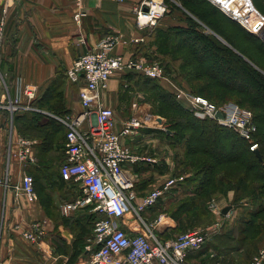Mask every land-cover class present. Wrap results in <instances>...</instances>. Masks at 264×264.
I'll return each mask as SVG.
<instances>
[{
  "label": "built area",
  "instance_id": "1",
  "mask_svg": "<svg viewBox=\"0 0 264 264\" xmlns=\"http://www.w3.org/2000/svg\"><path fill=\"white\" fill-rule=\"evenodd\" d=\"M80 1L76 0V4L79 5ZM115 1L121 3L125 0ZM131 11L136 28L144 32L132 42H143L146 33L156 27L168 11V4L167 0H139L131 6ZM81 14L77 11L74 18ZM260 18L264 20L261 15ZM6 20L7 7L1 5L0 62L6 40ZM122 40L118 34H108L92 50L73 59L66 68L64 75L67 80L79 85L82 110L78 113L57 114L40 109L35 105L39 97L35 84L22 82L17 77L11 88L0 70V129H5L6 133L5 142L0 146V160L7 163L13 153L14 141L18 144L15 155L20 161L33 162L35 159L30 151L33 140L27 136H14L16 114L31 111L51 117L61 124L66 133L60 174L65 181L74 182L79 190L74 198L62 203V215L67 217L75 211L87 209L89 213L99 216L94 223L92 237L83 246L85 260L82 259L81 264H188V256L196 255L204 248L207 232L197 228L171 237L158 234L157 227L166 215L160 213L149 220L145 211L160 205L167 198L176 187V179L169 178L139 196L136 179L126 165L137 162L139 158L121 140L123 136L136 135L149 120L162 127L160 117L151 119L149 114L142 118L132 115L116 130L113 109L98 102L100 92L108 88L109 80L117 73L131 72L157 79L164 75L156 61H147L138 53L128 56L113 53L115 46L125 43ZM183 94L195 118L210 119L218 126L228 127L249 143L251 151L258 149V142L254 140L257 125L251 110L231 101L215 104L201 95ZM218 112L221 116H217ZM162 129L168 132L167 128ZM4 167L0 186L9 188L11 174L7 166ZM15 190H22L34 197L32 176L24 174ZM130 220L138 222L142 230L134 233ZM40 233V225L34 223L31 231L23 234L29 240L36 241ZM205 258V264H222L214 251L206 252ZM250 263L264 264V247L259 249Z\"/></svg>",
  "mask_w": 264,
  "mask_h": 264
},
{
  "label": "crops",
  "instance_id": "2",
  "mask_svg": "<svg viewBox=\"0 0 264 264\" xmlns=\"http://www.w3.org/2000/svg\"><path fill=\"white\" fill-rule=\"evenodd\" d=\"M137 1L81 0L77 5L76 0H0V6L7 7L1 72L10 74L8 84L11 88L19 77L22 82L35 84L38 92L43 93L58 75L65 77V70L73 59L92 50L108 34H118L125 42L115 46L113 53L126 56L137 53L141 44L132 43V40L144 35L136 28L131 11V6ZM77 11L82 14L76 19L74 14ZM158 24L162 26L163 20H159ZM122 75L117 73L112 76L108 88L101 91L98 98V102L113 109L116 130L132 115L142 118L149 114L151 119L155 117L153 113H147L149 105L141 100L140 91L131 83H126V76ZM72 85L75 92L73 95L66 93V111L62 112L78 113L82 110L79 85ZM129 85L134 92L128 101L122 98L121 89ZM166 133L149 120L136 135L121 138L122 143L139 158L137 162L126 164L136 179L139 196L149 188L173 178L177 170L176 157L180 147L171 143ZM54 134V145L46 153L40 150L41 138L26 135L34 139L30 148L35 158L33 162H22L17 158L16 141L13 142V153L7 163L0 160V175L4 166L11 174L10 187L0 186L1 264H81L82 259L85 260L82 252L86 242L76 246L73 242L80 231L77 222L86 224L88 210L80 209L67 217L62 215V203L74 198L79 190L74 182L65 181L59 173L60 161L64 157V129L59 128ZM5 138V129L2 128L0 146ZM24 174L33 177L34 197L22 190H15ZM171 199L164 198L160 205L146 209L147 219L151 220V213L167 207ZM130 222L134 233L142 230L138 222ZM34 223L40 225L41 233L36 241H31L23 233L31 231ZM176 229L174 221L168 216L157 227L162 237L176 235L172 234ZM205 262L203 255L187 258L188 264Z\"/></svg>",
  "mask_w": 264,
  "mask_h": 264
},
{
  "label": "rangeland",
  "instance_id": "3",
  "mask_svg": "<svg viewBox=\"0 0 264 264\" xmlns=\"http://www.w3.org/2000/svg\"><path fill=\"white\" fill-rule=\"evenodd\" d=\"M252 1H254L253 3L260 15L264 17V0ZM167 4L168 11L160 19L163 20V25L160 26V24H158L154 27L147 34L143 42H132L141 44L137 51L140 56L147 61H156L164 71L163 77L158 79L151 78L157 80V83L151 84L173 94L175 100L186 109H188V106L184 100L185 95L183 92L193 94L199 93V95L215 104L227 101L239 103L248 107L254 116L261 112L259 107H256L257 105L255 102L258 104L260 102L259 105H262L264 102V94L254 91L241 94L237 89L244 86L248 90L252 88V90L255 91H264V78L262 82L255 81V79L252 81L250 77L246 75L245 71L243 72L242 68L245 63L264 76V37H262L264 35V20H261L263 23L248 26L245 24V21L241 19V16H235L234 12L224 9L213 0H167ZM190 10H192V12ZM195 13L200 14L202 17L206 18L207 21L215 24L221 34L212 30L200 19L201 17H198ZM197 41L204 42L205 44L213 42L217 46L224 48L223 51L226 53L218 50L215 51L217 55L221 56L222 61H224L226 63L225 65L228 67L227 69L223 66L221 70L220 74L222 76L220 75V84H224L230 88L217 86L212 81L208 84L207 90L203 89L198 91L190 87L191 83L183 76L184 73L182 69L196 66V63L192 61L193 59L189 57L190 55L187 48H196L197 51L202 52L200 45L198 47L195 44ZM227 52H229V55L230 53L236 54L239 58L229 57ZM245 54L249 55L256 64L247 58ZM211 58L214 62L221 61L216 57ZM230 58H233V61H231ZM183 59L188 60L190 64H184L181 61ZM226 60H229V62H226ZM206 65L207 64H203V66ZM217 71L218 70L215 72ZM4 75L7 82H9L11 79L9 78L10 74L4 72ZM124 80L126 83H131V86L136 87L140 91L141 100L148 102L149 112L147 113L151 112L154 116L160 117L162 120V127L167 128L164 116L162 117L153 112L156 111L157 105L158 107L161 105L160 103H154L153 105V91L149 89L150 85L142 82V78L140 80L138 76L132 74L127 75ZM54 82H56L54 87L56 85V91L58 92L57 98L51 103L42 104L39 108L48 112L53 110L66 111L64 109V105L67 104L65 95L67 92L73 95L75 88L63 75H58ZM196 86L200 87L203 85L198 83ZM129 87L130 85L121 89L122 98H127L128 101L130 100L131 93L134 92ZM41 94L42 91L39 93V97ZM36 117L45 120L44 117L40 115H36ZM17 122L21 121L19 120ZM29 125L35 126L33 121L29 123ZM153 125L157 126L155 124ZM47 127L55 131L57 128L59 129L54 122H50ZM222 128H225L224 132L226 133L230 132L227 129L236 133L228 127ZM15 134L18 135L16 129ZM240 141L243 146L246 143L248 144L245 140ZM209 143H211V140ZM177 154L179 156H177L178 158L182 157L187 160L189 158V156H186V153H184L182 147L178 148ZM238 171H245V168L237 163H226L219 167L217 176L224 175V177H228L230 173L233 174ZM194 176L193 169L188 165L182 169L179 168L175 170L173 177L176 179V187L172 189L171 193L167 196L172 198L171 201L167 207L163 206L160 210L156 211V213H151V217L149 218L153 219L154 216L160 213L170 217L177 226L176 231L172 232V234H178L197 228L205 230L208 234L207 240L204 248L196 254V256H205L206 252L214 251L222 264H251L250 261L252 257L258 253L260 248L264 247V231L260 228L256 233L249 232L250 229L247 222L250 219L249 213L257 209L256 199L253 201L251 198H245L244 200L234 201V191L230 188L232 185L230 183H221L219 187L215 189L216 191L208 197L204 194H201V196H194L197 206L191 207V204L187 201L188 198H190L189 192L195 184L193 181ZM228 205L231 206L230 210L226 214H223L221 211L222 208ZM186 208H191V210L186 211ZM184 211H186V214H184ZM97 219L98 217L87 216L86 225L91 231L89 237H92V227L94 226V221ZM190 256L192 255H189V257Z\"/></svg>",
  "mask_w": 264,
  "mask_h": 264
},
{
  "label": "trees",
  "instance_id": "4",
  "mask_svg": "<svg viewBox=\"0 0 264 264\" xmlns=\"http://www.w3.org/2000/svg\"><path fill=\"white\" fill-rule=\"evenodd\" d=\"M190 11L192 12V10ZM195 14L198 17H201L200 19L204 21L212 30H214L216 33L221 34L220 30L215 24L207 21L206 18L202 17L200 14ZM200 42L201 41H197V43L195 44L198 47L200 45V49L202 50V52L197 51L196 48H187L190 55L189 57L193 59L192 61L196 63V66L193 68L190 67L182 69V72L184 73L183 76L191 83L190 87H192L193 89H197L198 91H201L203 89L207 90L208 84L212 81L217 86L230 88L224 84H220V79L222 76L220 74L221 70L223 66L227 69L228 67L225 65L226 63L222 61L221 56L217 55L215 51L218 50L222 52L224 48L217 46L213 42H209L210 44H205L204 42H201V44ZM223 52L226 53L225 51ZM227 54L229 55V52H227ZM245 56L252 60L249 55L245 54ZM211 57H216L221 61L214 62ZM229 57L239 58L236 54L231 53ZM230 59L231 61H233V58ZM181 61L186 65L190 64L188 60L183 59ZM226 62H229V60H226ZM254 63L256 64V62ZM203 64L207 65L203 66ZM242 68L243 72L245 71L246 75H248L252 81L254 79L258 82L263 81L264 76L258 73L257 70H254V68H252L250 65L244 63ZM216 70L218 71L215 72ZM129 74L138 76L140 80L142 78V82L150 85L149 89L153 91V105L154 103H160L161 105V108L157 105L156 111L153 112L155 114L161 115L162 117L164 116L167 123L166 126L168 132L165 131L167 132V137L170 138L171 143L176 146L179 145V147H182L184 153H186V156H189L187 160L182 157L178 158L179 156L177 155L178 157L176 159V168L182 169L183 167H186V165H188L194 171L195 176L193 181L195 182V184L192 186V190L189 192L190 198H188L187 201L191 204V207L197 206L194 196H201V194H204L206 197H208L216 191L215 189H217V187H219L221 183H230L232 185L230 188L233 189L235 195L234 201L242 199L244 200L245 198H251L253 201L256 199L255 202L257 201V209L249 213L250 219L247 221L250 229L249 232L256 233L257 230H260V228L262 231H264V167L262 165L264 161V102L262 103V105H259L260 102L259 104L255 102L257 105L256 107H259V110H261V112L257 113L255 116L253 115V121L257 125L258 130L257 133H255L254 140H256L259 145L258 151L260 150L259 153L261 154L263 160H261V162L257 159L254 151L249 150V143H246L244 146L240 143V140L244 141V139H242L237 133H233L229 129H227L228 131H230L229 133L224 132L225 128H222V126H218L214 121L210 119L199 120L195 118L188 109L182 107V105L175 100V96L173 94L168 91H164L161 88H158L154 84H151L157 83V80L137 73L130 72ZM129 74L126 73L124 75L127 76ZM198 83H201L203 86H196ZM54 84H56V82L50 84L43 91L40 97H38L37 101L35 102L36 106L39 107L42 104L51 103L57 98V87L56 85L54 87ZM239 89H237V91L241 94L251 93L250 91L258 93L260 92V94H264V91H255L252 90V88L248 90L244 86H241V88ZM196 94L199 95V93ZM239 105L245 107V109H249L246 106H243L241 104ZM49 112L57 114L63 113L62 111L60 112L55 110ZM36 115L44 117L45 120H42V118H37ZM19 120L21 122H17ZM32 121L34 122L35 126L29 125V123H31ZM13 122L15 127L14 132L16 129V132L23 136L29 135L41 138V144L39 147L41 148V151H44L43 153H46V151L53 147L55 141L54 133L58 130V128L56 129V131L50 129V127L48 128L47 125L50 122H54L56 126H58L59 128H63L61 124H59L51 117L43 115L41 113H32L31 111H24L16 114L14 116ZM14 135L16 134L14 133ZM210 140L211 143H209ZM226 163L240 164V166H243L245 168V171H238L233 174L230 173L228 177L225 176L226 178L224 177V175L217 176V170L219 169V167ZM189 210H191V208H186V211ZM186 211H184V214H186ZM88 216L99 218V216L89 212ZM77 224L79 225L80 231L79 233H77V236L74 239L73 244L75 246L77 244L83 243L84 241L86 242L85 239L89 238L91 234V231L86 224L83 225L80 222H77Z\"/></svg>",
  "mask_w": 264,
  "mask_h": 264
},
{
  "label": "bare ground",
  "instance_id": "5",
  "mask_svg": "<svg viewBox=\"0 0 264 264\" xmlns=\"http://www.w3.org/2000/svg\"><path fill=\"white\" fill-rule=\"evenodd\" d=\"M220 4L224 9L235 13V16H241L246 25H255L261 22L260 13L251 0H213ZM262 35V34H260ZM264 36V35H263Z\"/></svg>",
  "mask_w": 264,
  "mask_h": 264
},
{
  "label": "water",
  "instance_id": "6",
  "mask_svg": "<svg viewBox=\"0 0 264 264\" xmlns=\"http://www.w3.org/2000/svg\"><path fill=\"white\" fill-rule=\"evenodd\" d=\"M262 37H264V36H262ZM218 115L221 116L220 112H218L217 116ZM254 153H255L256 157L258 158V160L261 161L262 159H261V155H260L258 149L255 150ZM263 167H264V163H263ZM230 208H231V206L228 205V206L223 207L221 211L223 214H226L230 210Z\"/></svg>",
  "mask_w": 264,
  "mask_h": 264
}]
</instances>
